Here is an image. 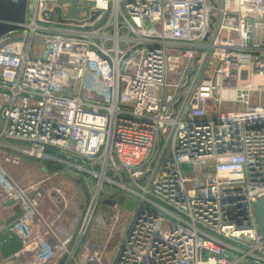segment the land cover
I'll return each instance as SVG.
<instances>
[{
	"label": "built area",
	"instance_id": "built-area-1",
	"mask_svg": "<svg viewBox=\"0 0 264 264\" xmlns=\"http://www.w3.org/2000/svg\"><path fill=\"white\" fill-rule=\"evenodd\" d=\"M26 1L24 30L0 37V190L24 210L14 232L29 238L43 191L2 160L66 165L88 192L79 183L84 212L54 191L70 215L50 221L38 263L103 264L104 241L75 254L96 219L114 231L124 211L117 264H264V0H82V21L65 18L67 0Z\"/></svg>",
	"mask_w": 264,
	"mask_h": 264
},
{
	"label": "rangeland",
	"instance_id": "rangeland-1",
	"mask_svg": "<svg viewBox=\"0 0 264 264\" xmlns=\"http://www.w3.org/2000/svg\"><path fill=\"white\" fill-rule=\"evenodd\" d=\"M60 4L63 6V13H64L65 18L71 21H82V20L87 19V17L90 15V7L92 5L90 2L82 1V0H67V1H62ZM14 37L17 38V36H14ZM60 58L61 60H67L73 63H78L79 61L77 56L75 55V52L71 48H63ZM75 88H76V84H70L67 87V91H70L71 89H75ZM253 99L254 100L256 99L255 94L253 96ZM229 106L230 104L227 105L226 108H229ZM2 161H3L2 163L5 169L9 172V168H12L10 167V165L12 164L6 163L5 160H2ZM25 161H28V160H23L21 161L20 164L24 165ZM30 163L34 171V172L32 171V178H31L32 184L39 187L43 192L44 190L47 189L48 185L62 184L64 180L63 176H66V175H69L71 177L77 176L76 171H74L73 169L69 168L66 165H62L59 163H55V164L49 163V164H43V165L40 164L38 165L39 167H36L37 163L34 161H30ZM42 166L46 172L48 170L47 173L46 172L44 173L42 170H39ZM11 172L13 173V171ZM52 172H57L58 174L52 177V174H51ZM16 174L18 175V177H20V180H25V181L30 180V178L27 176L26 173L19 172V170H17ZM61 177L62 179L59 180V178ZM71 183L74 184L73 181ZM62 192H63V197H66L67 191L63 189ZM80 202L84 205V212H85L87 208V204H86V201L84 200L83 195L80 197ZM60 206H61L60 204H57V207H60ZM74 206L79 207L78 204H75ZM128 226H129V222L127 221V213H125L124 211H121V219L119 223L116 225V228L114 231L109 230L110 228L107 227L105 224L98 223L96 219V222L90 225L88 232L85 234V236H83L80 246L84 245L85 247L87 244H90L92 240L100 238L101 241H104L107 246L104 252V259H102V263L111 264L117 253L118 244L123 237V231L126 230ZM84 247H83V250L85 251ZM80 253L82 254V251L76 252L75 254L76 260L78 259L77 257L79 256L82 257ZM63 262L64 261L60 263L63 264ZM70 264H76V263L74 261H71Z\"/></svg>",
	"mask_w": 264,
	"mask_h": 264
},
{
	"label": "crops",
	"instance_id": "crops-1",
	"mask_svg": "<svg viewBox=\"0 0 264 264\" xmlns=\"http://www.w3.org/2000/svg\"><path fill=\"white\" fill-rule=\"evenodd\" d=\"M20 165L21 164L14 166L13 164L10 165V167H12L9 168V172L11 173V175L7 170L6 171L20 186L22 187L32 186L33 184L31 178H32L33 168L30 161H25L24 165L21 166ZM17 170H19V172L26 173L27 176L30 178V180L29 181L20 180V177H18V175L16 174ZM11 171H13V173ZM42 171L44 173L46 172L45 170ZM51 174L52 177H54L58 173L52 172ZM63 178L64 180L62 184L48 185L47 189L44 190L43 197L40 200V208H39V212L42 218L39 220L38 219L34 220L33 224L31 225L30 236L27 240L24 237H21L22 239H24L23 250L19 254L8 259H2L0 256V264H39L36 259L38 241L39 239L51 240L49 239L50 237L48 235V224L50 223V221L57 220L56 217L58 215H60L61 217H67L68 215H70L66 211V209H64L65 207L63 205L60 204L61 206L58 207V209L56 208L57 206L56 196L54 197L53 193L57 188H61L62 190L64 189L67 191L66 197L62 198V202L64 205L72 204V206H74L75 204H78L84 207V205L80 202V197L82 196V187L78 183L77 179L69 175L63 176ZM61 179L62 177L59 178V180ZM72 181L74 182V184L71 183ZM9 201L10 200L7 198V196H5V194L0 190V220H4L5 218L12 215L13 207L7 206V203ZM62 224H64V222ZM67 226L68 224L66 225V227ZM100 240H101L100 238L94 239L91 241L90 244H87L85 247L84 245H81L77 251H82V254L80 253L82 257L80 256L77 257L78 259L76 261L81 262L85 254L90 252L91 249L93 248L91 247L92 244ZM83 247L85 251L83 250ZM103 259H104V253H103ZM55 261H56L55 264H61L60 262L62 261H64L63 264H65L67 258H65L64 256H60L56 258Z\"/></svg>",
	"mask_w": 264,
	"mask_h": 264
},
{
	"label": "water",
	"instance_id": "water-1",
	"mask_svg": "<svg viewBox=\"0 0 264 264\" xmlns=\"http://www.w3.org/2000/svg\"><path fill=\"white\" fill-rule=\"evenodd\" d=\"M55 13L58 15V22H65L62 17V9L57 7L55 9ZM27 14V1L26 0H0V37L24 30V24L26 21ZM100 14V12L92 13L89 21L92 22L96 19V17ZM183 169L186 173L187 177H192L193 174L191 172V167L184 165ZM78 183L82 184V180L78 179ZM83 189L85 190L86 196L88 197V192L86 191L85 186L82 184ZM104 204L106 205H114L115 201L113 200H105ZM118 204L123 206L124 208L133 211L135 207V203L132 200H126L123 196L118 200ZM7 206H12L13 211L12 215L5 218L4 220H0V256L2 259L11 258L17 254H19L24 247V239L18 236L14 232V227L20 222L21 217L24 214V210L19 205L15 199H11ZM256 217L258 221L259 232L261 238L264 239V197L260 199L255 204ZM132 222L126 229V233L124 237L119 242L117 253L111 264H117L119 257L124 248L125 240L128 237L130 232V228L132 227ZM228 259L232 260V255L228 254ZM247 264H256L254 262H249Z\"/></svg>",
	"mask_w": 264,
	"mask_h": 264
},
{
	"label": "bare ground",
	"instance_id": "bare-ground-1",
	"mask_svg": "<svg viewBox=\"0 0 264 264\" xmlns=\"http://www.w3.org/2000/svg\"><path fill=\"white\" fill-rule=\"evenodd\" d=\"M258 81H260V82H264V79H263V78H260Z\"/></svg>",
	"mask_w": 264,
	"mask_h": 264
}]
</instances>
